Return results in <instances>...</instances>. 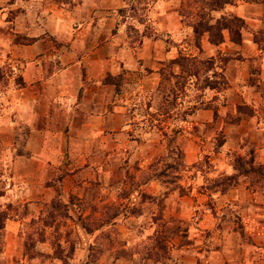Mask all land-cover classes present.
Here are the masks:
<instances>
[{
  "label": "rangeland",
  "instance_id": "1",
  "mask_svg": "<svg viewBox=\"0 0 264 264\" xmlns=\"http://www.w3.org/2000/svg\"><path fill=\"white\" fill-rule=\"evenodd\" d=\"M215 2L0 0V264H264V0ZM98 21L114 152L43 164L48 79Z\"/></svg>",
  "mask_w": 264,
  "mask_h": 264
},
{
  "label": "crops",
  "instance_id": "2",
  "mask_svg": "<svg viewBox=\"0 0 264 264\" xmlns=\"http://www.w3.org/2000/svg\"><path fill=\"white\" fill-rule=\"evenodd\" d=\"M81 26V29L85 31L86 23H82ZM82 30L81 34L84 33ZM85 36L88 37H84L82 40L88 39L87 41L90 43L96 42L93 46L94 49L88 52L84 51L80 58L75 57L73 64L58 69L59 72H55L48 79L52 83H48L47 94L44 93L47 99L46 104L41 100L47 111L51 110L54 101L56 107L58 105L61 106L60 108L65 107L62 110L64 116L59 121L62 126L57 124V128H62L61 130L58 131L55 125V129H57L55 131H38L37 136H40L38 153L43 155L39 161L43 164H47L46 157L58 153L64 154L67 151L66 148H70V153L78 154H95L96 152L110 154L114 152L111 131L113 123L117 125L125 121L123 115L112 112L113 104L109 96V88L107 87V91L105 84H93L110 70L108 66L113 61L112 56L109 55L112 52V37L108 38L105 35L103 28L99 26V21L87 29ZM119 52L120 50L116 53L117 56L120 54ZM57 80L58 82H56ZM94 88L95 91L92 92L91 89ZM52 90L58 94L57 101L53 99ZM114 107L118 109L121 105ZM31 111H34V108L31 107ZM50 113L47 112L45 116L50 117ZM66 127L72 134L68 145L65 142L64 130ZM120 132L121 130L117 129L114 134L119 135ZM35 152L36 150L32 152V157H35ZM7 228L8 226L5 225V229Z\"/></svg>",
  "mask_w": 264,
  "mask_h": 264
},
{
  "label": "trees",
  "instance_id": "3",
  "mask_svg": "<svg viewBox=\"0 0 264 264\" xmlns=\"http://www.w3.org/2000/svg\"><path fill=\"white\" fill-rule=\"evenodd\" d=\"M225 2V0H216V2L212 5L213 8H218V7H221L223 5V3ZM235 21H241L239 18L235 17L234 18ZM228 22H232V19H230V21ZM227 21L225 22H217V24H209L207 22H200L199 25L195 26L194 27V31H195V34L198 36L201 31H207L209 33V41L210 42H213V43H216L218 41H220L221 39V35L219 33V28L220 27H227L230 29V24L228 23ZM199 26H201L202 28L199 30ZM206 84H209V83H206ZM5 215H1L0 216V228H3L4 226V220H5Z\"/></svg>",
  "mask_w": 264,
  "mask_h": 264
}]
</instances>
